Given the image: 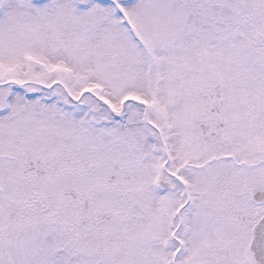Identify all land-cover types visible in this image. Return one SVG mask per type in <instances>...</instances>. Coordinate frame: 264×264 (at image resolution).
I'll use <instances>...</instances> for the list:
<instances>
[{
	"label": "snow or ice",
	"instance_id": "snow-or-ice-1",
	"mask_svg": "<svg viewBox=\"0 0 264 264\" xmlns=\"http://www.w3.org/2000/svg\"><path fill=\"white\" fill-rule=\"evenodd\" d=\"M0 264H264V0H0Z\"/></svg>",
	"mask_w": 264,
	"mask_h": 264
}]
</instances>
